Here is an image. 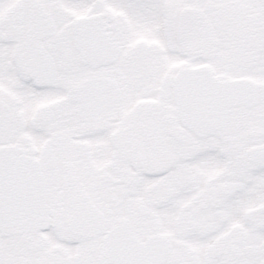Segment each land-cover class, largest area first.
Here are the masks:
<instances>
[{
  "label": "snow or ice",
  "instance_id": "obj_1",
  "mask_svg": "<svg viewBox=\"0 0 264 264\" xmlns=\"http://www.w3.org/2000/svg\"><path fill=\"white\" fill-rule=\"evenodd\" d=\"M0 264H264V0H0Z\"/></svg>",
  "mask_w": 264,
  "mask_h": 264
}]
</instances>
